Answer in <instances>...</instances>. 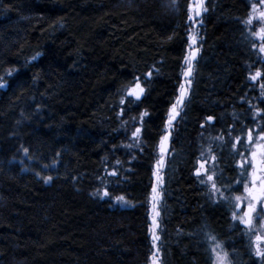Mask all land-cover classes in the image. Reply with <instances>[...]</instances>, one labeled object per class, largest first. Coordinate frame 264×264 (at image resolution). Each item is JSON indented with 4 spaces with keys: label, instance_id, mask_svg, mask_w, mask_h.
<instances>
[{
    "label": "trees",
    "instance_id": "obj_1",
    "mask_svg": "<svg viewBox=\"0 0 264 264\" xmlns=\"http://www.w3.org/2000/svg\"><path fill=\"white\" fill-rule=\"evenodd\" d=\"M196 2L0 0V264H212L216 244L262 264L223 196L242 186L226 191L236 137L264 123V22L247 23L252 0H204L190 21Z\"/></svg>",
    "mask_w": 264,
    "mask_h": 264
},
{
    "label": "snow or ice",
    "instance_id": "obj_2",
    "mask_svg": "<svg viewBox=\"0 0 264 264\" xmlns=\"http://www.w3.org/2000/svg\"><path fill=\"white\" fill-rule=\"evenodd\" d=\"M260 4L264 5V0H260ZM253 11L256 12L258 10V5L256 3L252 4ZM207 9L204 7V0H198L194 5H189V16L188 19L191 21L194 19V17H199L201 15L202 11H206ZM260 21L264 22V10H260L258 17ZM248 24L252 23V19H249L247 21ZM259 38L264 40V28H261L259 32ZM195 41L193 40V43ZM260 52L264 53V46H261ZM35 59V57H33ZM186 61L188 62V70L184 73L186 77L191 76L192 74V66H191V60L195 59V52L192 53L191 57H186ZM11 73H9L10 75ZM151 75V73H149ZM261 76L260 72H257L255 76L250 77L252 80H256L258 77ZM5 85L0 83V87H4ZM261 91L262 94H264V84L261 85ZM144 89L140 86V83L137 82L134 89L128 91L129 96H134L137 100L140 99V96L143 94ZM186 95V90L184 89V86L181 85V93L180 96L177 99V105H181L184 102V97ZM121 103H124V100H121ZM177 105H174L173 108L175 109ZM177 113L174 111L171 114L169 125L172 122V119L175 118V115ZM257 115L260 116L261 113L258 111ZM209 121L212 119V117L207 118ZM204 127V125H202ZM140 129H136V133H139ZM134 133V135H136ZM168 137L165 136L162 138L161 141V152L165 151L164 148V142L167 141ZM234 154H238L240 156V160L237 163V168L239 170L238 172V179L236 181V185L232 186L229 185L226 189L227 192H232L234 190H238L239 185H243L244 188V194L243 195H237L234 198L229 197L227 195L223 196V200L226 203H229L231 205L232 200H235L233 211V220H239V223L242 225H245L249 230L254 227L253 221L255 219H258L261 216V212L257 211L258 205L264 206V123H257L256 127L250 128L247 132L246 141L243 135L236 137V143L233 145ZM25 154L28 153V149H24ZM213 161H215L216 157H212ZM159 165H163V160L159 162ZM202 172L206 174V165L205 163L200 164V168L197 169L196 175L197 177H200ZM112 175H115V173H112ZM51 177L45 178V182L50 180ZM207 180L209 182H212V189L216 190V184L214 182V177L212 175L207 176ZM201 183H204V180L201 179ZM153 191L155 192V187L153 188ZM109 193L107 191L104 192V196H108ZM158 197L154 196L153 200L155 201ZM120 202H124V198L117 197L116 198ZM247 204V211L243 212V215L241 216L239 213L242 211V204ZM158 215V213H157ZM155 222V221H154ZM262 228H264V224L261 225ZM154 240L159 239L158 236L154 235ZM213 241L215 240V237L211 238ZM257 247H256V255L258 257H261L262 264H264V248H261V244L264 243V237L257 236ZM155 246V245H154ZM216 248L221 249L220 252H216V259L214 261V264H229V261L227 259V253H223L222 251V245L216 244ZM153 264H156V259H153Z\"/></svg>",
    "mask_w": 264,
    "mask_h": 264
},
{
    "label": "rangeland",
    "instance_id": "obj_3",
    "mask_svg": "<svg viewBox=\"0 0 264 264\" xmlns=\"http://www.w3.org/2000/svg\"><path fill=\"white\" fill-rule=\"evenodd\" d=\"M197 2H198V0H197ZM253 3H256L258 5V10L256 12L253 11V8H252V4ZM251 8H252V10L250 12L249 19H252V23L249 24V25L250 26H253V25H255V24L258 23V18H255L254 19L253 17H258L259 11L262 10V5L260 4V0H252ZM258 27H259V25L257 26V30L255 31V34L253 36H254L255 41L258 42L257 44H260L259 42H261L263 40L259 38L260 29ZM195 46H196V41L194 43L192 42V49H191V51L189 53V56H190L192 50H197V48ZM262 46H264V45H262ZM260 48H261V46L258 45V53H259V56H260V58H262V60H264V53H261L260 52ZM246 136H247V133L244 135L245 141H246ZM237 157L238 158H237L236 164H235L236 165L235 166L236 168H237V163L240 160V156L238 154H237ZM199 168H200V166H199ZM237 170H238V168H237ZM238 172H239V170H238ZM203 173L204 172H202V174ZM210 185H211V183H210ZM234 185H236V182L234 183ZM239 192L240 193L237 194V195H243L244 194L243 185L240 186V191ZM237 195H235V196H237ZM234 205H235V200L233 199V202H232V208H233V210H232V213H231V220L233 222H237L238 224H240L239 223V220H233V211L235 210ZM119 206L121 208L122 207H130V205L128 203H125V202H120ZM244 211H247V204H246V202L242 204V211H240L239 214L242 216ZM257 211L258 212H261L262 214H261V216L258 219H255L253 221L254 227L251 228V230H249L245 225L240 224V226H242L243 228L246 229V232L248 233L247 234L248 236L250 235L251 250H252V253H253L254 257L257 258L258 260H260L262 262L261 257H258L256 255V247H257L256 237L258 235L261 236V237H264V228L261 227V225L264 224V206H259L258 205ZM151 214H152V218H150L151 219V225H152L151 226V229H152V234L154 235L156 233L157 229H158V225H157L158 218H157L156 214H154V213H151ZM260 246H261V248H264V243H262ZM208 248L210 250L209 254H210V258H211L212 264H214V261L216 259V252H220V250L218 248H215V247L210 246V245H208ZM154 258L156 259V264H161V259H160V257H159V255H158L157 252L154 253V256L152 257L150 264H153V259Z\"/></svg>",
    "mask_w": 264,
    "mask_h": 264
},
{
    "label": "water",
    "instance_id": "obj_4",
    "mask_svg": "<svg viewBox=\"0 0 264 264\" xmlns=\"http://www.w3.org/2000/svg\"><path fill=\"white\" fill-rule=\"evenodd\" d=\"M200 16H201V15H200ZM200 16L197 17V18H200ZM193 52H195V59L191 60L192 70H193V66H194V64H195V62H196V60H197V56H198V52H197V50H192V52H191V54H190L189 57H191V55H192ZM188 67H189V65H188ZM187 70H188V68L186 69V71H187ZM186 71H185V72H186ZM191 77H192V74H191V76H188V77H186L185 74H184L183 79H182V82H181V85H183V86H184V89L186 90V94H187V84H188V82L190 81ZM180 93H181V89H180V92H179V96H180ZM185 98H186V95H185V97H184V101H185ZM183 103H184V102H183ZM176 105H177V101H176ZM182 106H183V104H181V105H177L175 109H174V108L172 109V113L175 111L177 114L175 115V118L172 119L171 125L174 124V122L176 121V118H177L178 115H179L178 111L182 108ZM165 136L168 137L167 141L164 142V148H165V151H164V152H161V146H160V151H159L160 159H159V161H158V167H159L160 169H162L163 165L160 166V165H159V162H160L161 160H163V164H164L165 157L167 156V154H168V152H169V141H170V135H169V134H166ZM165 136H164V137H165ZM156 169H157V168H156Z\"/></svg>",
    "mask_w": 264,
    "mask_h": 264
}]
</instances>
